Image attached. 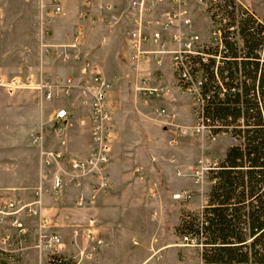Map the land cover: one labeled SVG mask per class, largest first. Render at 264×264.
Here are the masks:
<instances>
[{"label":"rangeland","instance_id":"rangeland-1","mask_svg":"<svg viewBox=\"0 0 264 264\" xmlns=\"http://www.w3.org/2000/svg\"><path fill=\"white\" fill-rule=\"evenodd\" d=\"M106 1L104 4L111 5L110 2L115 3L116 0ZM64 2L67 7L63 15L54 16L52 15L54 0H0V76L8 79L27 74H43L53 77L61 75L65 77L67 74H63L61 69L66 65L77 68L79 66L83 69L85 63L95 61L100 64L99 61L102 60L104 66L100 65L104 69L106 77L113 84L114 94L111 98L115 106L114 123L117 125L116 137L118 142L114 146L107 171L110 188L106 192L102 191L98 194H108L121 190L118 187V181L123 176L122 173L128 174L127 172L132 170L131 166H133L134 161L137 167L142 166L146 172L149 169V173H151L144 179L138 178L140 182L136 183L145 198L143 199L142 216L140 215L144 223L142 226H138L139 235L132 239L138 245L132 243L128 250H125L130 256L128 254L121 256L124 249L120 248L121 253L116 249V257L120 258L116 264H204L200 260L201 248L187 245L183 236L179 234L178 227L183 216L188 214L191 195L195 193L193 190L194 184H196V172L201 171L208 164L206 161L203 162V155L211 159L218 156L216 145L226 142L220 138L216 142H210L192 132L183 134L181 132L182 127L193 128V117L190 124L177 123L176 121L167 123L168 121H161L160 119L159 124L161 126L179 128L181 134L178 130H174L169 139H163V148L160 147L158 150L154 148L155 151H158L154 156L160 158V163L153 170L148 164V157L138 153L136 149L143 144V139L148 137L149 133L152 137L157 135L159 140L161 137L160 129L167 131V128L157 125V130L155 124L141 119L140 115L149 111L141 103L140 105L137 104V96L144 102L154 98H145L142 95L140 88L136 85V77L135 83L131 82L133 79L131 70L134 65L127 51L123 48V40L124 47L127 43L124 36L126 29L122 30L120 26L113 25L108 16L115 14V12L118 15L124 11L129 0H118L114 5L115 10L112 8V11L107 12L108 15H106L107 13L103 14L106 15L105 22L91 24L89 21L83 26L84 35L78 49H76L81 57L79 64H74L72 60H70L71 63L64 61L62 55L64 48L61 45L69 44L78 28L82 27L78 20V12L85 7V3L83 6L81 3H91V8L89 7L91 14L100 0L58 1L61 6ZM188 5L192 11L195 32L205 37L209 27L206 11L199 0H188ZM256 9L260 17L264 19V0L258 1ZM99 36L107 38L105 45H99ZM46 45H52V48L47 49ZM144 64L162 71L161 85L164 86L166 92L167 89H176L172 85L174 79L167 61L158 64L152 57ZM159 74L162 77V74ZM184 94L190 96V94ZM161 96L156 99L161 98ZM161 100L164 101L160 104V108L170 106V99L164 96L157 101L160 102ZM183 101L187 102V99ZM60 103H48L32 90H19L12 94L0 87L1 197L11 196L15 191L19 195L24 193L31 195L41 185L44 171L40 154L41 146L63 153L64 161L62 163L65 173L71 170V160H83L88 157V152L76 147L75 143L76 140L87 134L84 130L74 128V126L66 129L63 134L56 133L50 115H53L54 107ZM151 130L157 131V134ZM36 135L41 136V142H34ZM79 136L80 138H78ZM67 137L69 143L67 142L66 146ZM227 141L230 142L229 139ZM200 144L215 145L210 147V151L204 150L205 153L202 154L199 148ZM127 146L130 150L129 153H127ZM141 149L142 146L139 150ZM136 155L140 158L139 160L133 159ZM56 170L58 168H53L52 172ZM177 170L183 174L180 175L181 177L177 176ZM65 173L63 176L68 180ZM137 177L136 175L135 178L137 179ZM155 182L157 188L152 186ZM200 184L203 182L201 181ZM71 185L74 184L69 179L61 194L43 195V205L45 206L46 202L53 205L58 203L64 197L62 194ZM83 186L87 188L88 196L95 193L93 190L94 183L89 178L87 181L84 179ZM153 193H155L154 196ZM87 202L90 206L91 203ZM74 204L73 200H67V210L70 211ZM108 252L107 249L101 250L96 257V262L90 263L106 264L103 263L102 258ZM119 253L121 257L118 256Z\"/></svg>","mask_w":264,"mask_h":264},{"label":"built area","instance_id":"built-area-1","mask_svg":"<svg viewBox=\"0 0 264 264\" xmlns=\"http://www.w3.org/2000/svg\"><path fill=\"white\" fill-rule=\"evenodd\" d=\"M54 0L52 15L60 16L63 7ZM229 0H199L209 16L210 26L204 37L195 32L194 22L187 0H132L128 8L120 16L112 14L110 20L113 24L122 20L128 21L129 26L125 30L128 40L131 60L136 68L150 58H155L158 64L168 61L176 79L178 87L193 100V128H181L183 134L194 133L210 142H216L221 137H228L231 145H239L241 141L232 135V129L226 131L217 122L212 124L206 117V97L203 93L205 71L203 63L218 54V64L223 58L226 49L224 33H230L231 41L243 54L244 41L238 31V26L248 16L254 17L261 24L264 19L258 12L247 4L234 0V8H230ZM91 3L85 2L84 8L79 13V19L92 21L93 16L89 13ZM91 8V7H90ZM102 14L112 11V6L104 4L103 0L96 6ZM233 10L235 21L232 22L227 9ZM105 17L102 16V20ZM164 32H169L166 40ZM82 27L73 35L69 44L61 45L64 48V61H80V53L76 51L83 37ZM150 46H153L151 48ZM47 49L52 45H46ZM71 51V52H69ZM74 53V54H73ZM263 56V55H262ZM0 87L14 94L19 90H32L49 103L61 102L54 108L52 121L57 134L71 127L75 117L77 104L75 100L86 107V119L83 125H88L93 148L87 158L83 160H71V170L64 171V155L59 150H50L41 146V158L43 164L42 183L31 193L29 198L15 196L0 199V264H16L28 252H37L47 259L50 264L61 254V238L55 217L46 211L43 205V195L61 194L69 179L77 188L83 187L84 179L91 177L94 180L93 190L95 193L106 192L110 188L107 176L108 166L116 141L115 129V106L111 98L113 90L112 82L106 77L101 66L95 62L85 63L80 76L63 78L60 76L47 75H18L10 79L0 76ZM145 98H157L166 90L160 87H141ZM73 94L72 102L63 103ZM161 116L168 117L165 110ZM41 142V136H34V142ZM216 164H206L196 172V182L206 178L209 170ZM53 168H58L52 172ZM141 172V170H139ZM65 173L68 180L63 176ZM94 198V197H93ZM92 198V199H93ZM85 197H78L77 205L84 207ZM97 221L90 218L82 227L75 228V235L82 233L86 240V246L80 252V256L68 258L77 260L92 259L99 251L103 241L95 234ZM184 242L192 247L201 248L197 238L184 236ZM64 257V256H63Z\"/></svg>","mask_w":264,"mask_h":264},{"label":"trees","instance_id":"trees-1","mask_svg":"<svg viewBox=\"0 0 264 264\" xmlns=\"http://www.w3.org/2000/svg\"><path fill=\"white\" fill-rule=\"evenodd\" d=\"M234 8V0H229ZM232 22L234 9H227ZM244 41L240 54L224 33L226 49L203 63L205 114L241 144L231 145L223 161L213 166L207 206L187 214L179 234L203 245L204 264H264V24L252 16L238 26ZM263 55V56H262ZM50 264H76L63 256Z\"/></svg>","mask_w":264,"mask_h":264},{"label":"crops","instance_id":"crops-1","mask_svg":"<svg viewBox=\"0 0 264 264\" xmlns=\"http://www.w3.org/2000/svg\"><path fill=\"white\" fill-rule=\"evenodd\" d=\"M104 1H106V0H103V2ZM131 1L132 0H129V2L126 6V9L128 8ZM238 1L243 3V4H247L248 6L252 7L254 10H256L258 12V10L256 9V6L258 5L259 0L258 1L257 0H248V1L238 0ZM117 2H118V0L115 1V3H117ZM187 2H188V0H187ZM84 3L85 2H82L81 6H83ZM115 3L110 2L113 9L115 8V6H114ZM167 3H169V0H167ZM118 5H121V4L118 3ZM62 6H63V13H64L67 5L64 2V3H62ZM125 10L122 11L118 15L115 12L114 15L120 16L123 12H125ZM63 13H62V15H63ZM79 13H80V11L78 12V14ZM191 13H192V11H191ZM108 14L109 13H107L106 15H108ZM91 15L93 16V19L95 20L94 22L89 20L91 24L105 22V20H102V16L106 17V15H103L100 11H98L97 8L94 9V12H91ZM258 15H259V12H258ZM108 16L110 17V15H108ZM208 18H209V16H208ZM78 20L80 22V26H82V29L84 28L83 26L89 22V21H83L82 22L80 19H78ZM193 22H194V19H193ZM113 25L120 26V28H122V30H125L128 28L129 23H128V21L126 22V20H122L120 23L113 24ZM209 26H210V19H209ZM208 28L206 30V35H207ZM83 34H84V30H83ZM124 36H125L127 43L125 44V47H124V40H123V48H124V50L127 51V54L131 60L130 48H129L128 40H127L126 35H125V31H124ZM164 37L166 40H168L169 39L168 38L169 32H164ZM98 39H99V45H105L107 43V38H105L104 36H99ZM150 47L153 48V46H150ZM68 62L71 63V61H68ZM72 62L74 64H76V63L79 64V62H74V61H72ZM93 62H95V61H93ZM99 62H100V64L103 65L102 60H100ZM95 63L99 64L98 62H95ZM132 63L134 65L133 69L131 70V74L133 76V79H131L132 83H135L134 81H135V77H136V81L138 82V83L136 82V85H138L139 88H141V87L164 88V86L161 85L162 79H163V73L161 70H159L158 68L153 69L151 66L148 65L149 63L145 65L144 64L145 62H143L137 68H136L133 61H132ZM61 71L63 72V74H67V76H65V77L60 75V77H63V78H68V77H72V76H80L82 73L81 67L78 66V68H77L76 66H71V65H66L65 67H63L61 69ZM103 71H104V69H103ZM171 71H172V69H171ZM70 72L72 75L70 74ZM159 73L162 74V77H160ZM55 76H57V75H55ZM172 76L174 79V82L172 85L176 89L175 90L167 89V92H165L163 94V96H161V98H163L165 96L166 98L170 99L169 100L170 106H167V107L163 106L162 108H160L159 106L162 103V101H164V100H161L160 102H158L157 100L161 99V98H158V99L154 98V99H151V100L145 101V102L139 96H137V98H136L137 104L140 105V103H141L145 107V109L147 111H149L148 113H143L142 115H140L141 119L146 121V122L155 124V126H156L155 129H157V130H158L157 125H159L162 128L163 127L165 128V126H161L159 124L160 119H161V121H163V120H165L166 122L168 121L167 123H170L171 121H174V122L176 121L177 123L182 122L185 124H190L192 122V117H193L192 116V110H193L192 98L190 96L185 95L184 92L178 87V85L176 83L175 76L173 74V71H172ZM139 82H140V86H139ZM113 94H114V90H112L111 97L113 96ZM74 98H75V94H73L71 97H69V99H65L66 102L64 101V103L67 104L69 102H72L74 100ZM184 99H187V102L186 101L184 102L183 101ZM188 99H189V102H188ZM75 102L78 106V109L76 110V114H75V117L73 118V122H72L73 125L71 127L75 126L74 128H78V129L80 128V130H82V131L84 130L87 134L85 136H82L81 138L79 136L78 138H80V139L76 140V141L74 140V141L76 143V147H78L79 149H82V150L83 149L86 150L88 152V155H89L92 148H93L91 138H90V129H89L88 125L82 124V121L86 119V115L88 112H87L86 107L83 106L79 100H77V101L75 100ZM162 110H165L167 112L168 117H164V116L160 115ZM51 117L52 116L50 115V119H51ZM114 120H115V118H114ZM71 127H68V128H71ZM166 128H167V131L166 130L164 131V130L159 128L160 129L159 133L161 136V137H159V140H161V141L158 140L157 135H155V137L154 136L152 137L151 133H149L150 136L148 135V137H145V139H143V141H142L143 144L138 146V148L136 149V150H138V153H142L148 157V159H149L148 164L153 170L155 169V167L159 166V163H160V160H159L160 158L154 156V154H156V152H158L157 150L160 147L163 148V146H162L163 139H169V137H171L173 135L172 133L174 132V130H178V132L181 134V132L179 131L180 130L179 128L175 129V128H172L170 126L169 127L166 126ZM115 129H117L116 123H115ZM152 131H153V133L157 134V131L151 130V132ZM69 138H70V134H69ZM220 139H224V142H226V143L216 145L217 150H218L217 152L219 153V155L215 156L212 159L203 155V158H202L204 160L203 162L206 161L207 163H210V164H217V163L224 160L226 152H227L228 148L231 146V143L229 141H227L229 139L228 137H221ZM68 140L69 139L67 137V141L65 142L66 146H67V142L69 143ZM117 142L118 141L116 138L114 146H116ZM214 145L215 144H213V145H209V144L201 145L200 144L199 148L201 149L202 154H204L205 151H210L209 150L210 147L211 146L213 147ZM141 146H142V149L139 150V148ZM154 148H156L157 150L155 151ZM129 151L130 150H128V146H127V153H129ZM133 155H135V154H133ZM137 155H136V157H133L134 160H135V158H136V160L140 159ZM136 167L137 166H136V163L134 161L133 166H131L132 170L130 172H127L128 174L122 173L123 176L118 181V184H119L118 187L121 190H118V192H113V193L109 192L108 194L94 193L93 195L88 196L87 188H84V186L82 188H77L74 185H71L63 193L64 195L62 194V196H64V197H62L59 200V202L57 201L58 203H54V205H53L52 203L46 202V205H45L46 211H49L55 217V224L58 227V232H59V235L61 238V245H60L61 254L65 258H73V257L78 258L80 256V252L86 246V240L83 237L81 232L78 236L75 235V228L77 226L84 227L88 223L90 218H94L97 221L98 224H97V228L95 230V234L99 236V238L103 241V243L99 247V251L95 254V256L92 259H90V260L83 259V260H80L79 262L77 260L76 264H89L90 262H93V261L96 262V259H97L96 257L99 255L101 250L103 251L104 249L109 250V252L107 253V255L104 258L101 257L103 263L116 264L120 259V258L116 257V249H118L120 251L121 250L120 248H123L124 252L121 253V251H120L121 256L123 254H126V256H127L128 251H125V250H128V248L132 245V243L134 245H138V243L136 241L133 242L132 239L136 238L139 235V231H138L139 227L138 226H142L144 223L143 219H142V217H140V215L142 216V210H143L142 206H143V201H144L143 199H145V198L139 189V185H136V183L140 182L138 180V178L144 179L146 176H149V174L151 175V173H149L148 168H147L148 170L146 172L144 167H142V166H139L137 168ZM139 170H141V172H139ZM176 173H177V176L183 175L181 173V171H178V170L176 171ZM136 175L138 176L137 179L135 178ZM88 178L92 183H94L93 178L87 177L85 180L87 181ZM202 182H203V184H200V182H198V183L196 182V184H194L195 186L193 185L194 186L193 191L195 193H193L191 195L188 214H193V215L198 214L203 210L204 207L207 206V203L209 200V194H210L211 188L213 186V182L210 181L208 178V173L206 174V178ZM113 184H115V183L113 182ZM152 186L157 188L156 182ZM81 194L86 199V204L84 207H79L77 205L78 197ZM154 194L155 193H153V196H154ZM7 195H9V194H7ZM1 196L2 195L0 194V199H6V198H10V197H15V196H23L25 198H29L30 193L29 194L24 193V194L19 195L15 191L11 196H7V197H1ZM67 200H71V201L73 200L75 202L73 207L70 208V211L67 210V208H68L66 206ZM46 201H48V199H46ZM87 201H89L91 203L90 206H89V203ZM120 253L118 254V256H120ZM114 255H115V257H114ZM200 260L203 263L201 253H200ZM16 264H47V259L44 256H40L37 252L31 251V252H28L25 256H23Z\"/></svg>","mask_w":264,"mask_h":264}]
</instances>
